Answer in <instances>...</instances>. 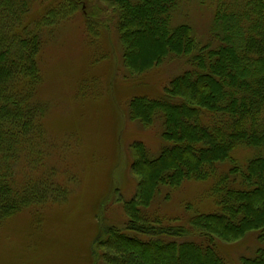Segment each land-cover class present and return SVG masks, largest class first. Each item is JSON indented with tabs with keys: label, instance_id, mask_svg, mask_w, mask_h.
<instances>
[{
	"label": "trees",
	"instance_id": "16d2710c",
	"mask_svg": "<svg viewBox=\"0 0 264 264\" xmlns=\"http://www.w3.org/2000/svg\"><path fill=\"white\" fill-rule=\"evenodd\" d=\"M35 1L0 0V225L49 198L40 195L46 174L34 175L43 163L44 111L35 94L44 34L90 3L56 2L31 27L23 17ZM104 1L127 72L142 75L170 59L187 68L160 98L129 103L133 121L162 124L163 145L156 157L144 143L133 145L138 193L122 204V225L100 223L97 254L108 264H229L220 243L254 234L258 247L240 264H264V0H219L206 40L176 22L182 0ZM239 148L255 152L244 166L234 156ZM192 180L210 182L216 209L201 213L188 204L187 221L163 212Z\"/></svg>",
	"mask_w": 264,
	"mask_h": 264
},
{
	"label": "rangeland",
	"instance_id": "374dc122",
	"mask_svg": "<svg viewBox=\"0 0 264 264\" xmlns=\"http://www.w3.org/2000/svg\"><path fill=\"white\" fill-rule=\"evenodd\" d=\"M60 1L36 0L24 24L33 27ZM88 1L44 34L42 81L35 94L44 111L43 135L37 140L43 163L34 175L46 174L48 184L40 195L45 192L49 198L2 222L0 264H108L97 254L95 239L100 223L123 224L122 204L138 193L131 168L133 145L144 143L151 157L158 156L163 145L162 124L144 128L129 117V103L137 96L160 98L187 65L170 59L142 75L127 72L118 34L108 22L111 5ZM218 1L182 0V13L175 20L190 24L196 36L206 40ZM254 154L239 148L234 156L244 166ZM209 187V181H187L163 212L185 221L194 212L185 211L188 204L201 213L213 212ZM219 247L229 264H240L242 255L254 254L258 242L252 234Z\"/></svg>",
	"mask_w": 264,
	"mask_h": 264
}]
</instances>
